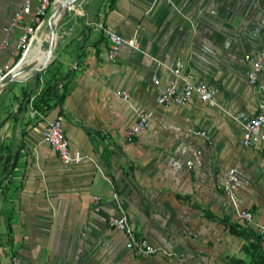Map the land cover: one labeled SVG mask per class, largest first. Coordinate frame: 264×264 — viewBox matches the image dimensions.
Masks as SVG:
<instances>
[{
  "label": "crops",
  "instance_id": "obj_1",
  "mask_svg": "<svg viewBox=\"0 0 264 264\" xmlns=\"http://www.w3.org/2000/svg\"><path fill=\"white\" fill-rule=\"evenodd\" d=\"M22 2L0 0V41L12 40L0 65L16 54L18 30L5 27ZM96 9L92 27L62 45L52 71L0 90V153L19 151L0 184V264H11L9 250L41 264H232L231 256L252 264L251 238L224 220L254 233L264 222V148L242 142L243 123L264 99V63L253 88L244 59L264 48V0H101ZM107 29L137 47L124 43L109 59ZM177 60L183 77L216 88V104L158 103ZM67 78L62 102L18 112L24 91L37 95L53 82L60 89ZM139 110L151 112L149 125L129 141ZM57 114L70 150L87 156L78 163L61 161L42 140ZM121 210L159 251L125 246L124 232L107 225ZM254 252L264 257V243Z\"/></svg>",
  "mask_w": 264,
  "mask_h": 264
},
{
  "label": "built area",
  "instance_id": "obj_2",
  "mask_svg": "<svg viewBox=\"0 0 264 264\" xmlns=\"http://www.w3.org/2000/svg\"><path fill=\"white\" fill-rule=\"evenodd\" d=\"M56 1L57 0H23L20 8L13 13L10 21L5 27L7 31L18 30L14 40V45L17 49L30 42L39 22L44 15L51 10ZM106 36L109 43L108 57L110 59H115L119 55L120 48L124 43L132 47H137V40L135 38L125 39L114 30L107 29ZM11 41L8 35L2 37L0 41V57L3 51L10 46ZM244 59L247 63L245 71L247 82L255 88L258 75L264 63V48L256 54L246 53ZM181 67V60H177L171 69L174 77L158 95V103L163 105H182L198 97L200 100L210 104H216V88L206 83L196 82L192 79L183 77L181 74ZM10 69L7 62L0 65V81ZM155 79L157 78L155 77ZM180 79L183 80L182 88H179ZM119 94L123 100L129 101L128 99L130 96L126 90H121ZM35 96L36 95H31L29 97L28 104L31 108ZM150 117V111L139 110L134 123L131 124L127 130L126 139L129 141L133 140L141 130L147 128ZM197 132L209 139V136L204 130H198ZM42 140L50 144L60 160L65 163H78L87 157L86 154L78 151L72 152L70 150L69 141L66 137L63 125V116L61 114H57L52 119L47 120L42 129ZM242 142L246 146L264 148V99L258 100L255 113L243 123ZM187 164L188 167L192 166L191 161H187ZM113 195L116 198L118 194L115 191ZM99 198V195H94V205L98 203ZM239 216L243 220L251 222L253 214L249 209H242L239 212ZM107 225L109 228L122 230L125 234V246L135 253L151 255L160 250L158 246L154 245L146 237L135 233L126 212L122 210L118 215H109L107 217ZM255 233L259 240L264 243V222L255 225ZM8 253L11 264H41L39 262L25 261L19 254L12 250H9Z\"/></svg>",
  "mask_w": 264,
  "mask_h": 264
},
{
  "label": "rangeland",
  "instance_id": "obj_3",
  "mask_svg": "<svg viewBox=\"0 0 264 264\" xmlns=\"http://www.w3.org/2000/svg\"><path fill=\"white\" fill-rule=\"evenodd\" d=\"M100 2L101 0H73L72 7L62 11V13L59 15L55 23V32L57 34V38L53 46L52 57L49 59L47 64L44 67H42L39 75L43 74L45 76L44 73L46 72V70L52 71L51 68H54L57 66L55 63L57 62V55L60 53L61 49L63 48L62 45L65 42L67 44L71 43L73 39H76L77 32L80 28L82 31H84L86 28L92 27L91 21L95 20L97 16L96 7ZM50 15L48 16L47 20H45V22L40 26V28L37 31V34L32 38L31 40L33 41L32 43L30 41L28 44L24 45L23 47L18 48V49L16 48L17 50L16 54L19 50L21 53L18 56L14 54L12 58L10 59V61L7 62L10 68H12V66H14L18 62V60L21 58L22 55H23L22 60L25 58V55L28 54L29 49L33 45H35L37 38L39 37L40 33L43 30L47 29L46 33H48L49 35V32H48L49 29L47 27V23H48V19ZM30 43H31V47L29 46ZM108 49H109V46H108ZM111 60H114V59H111ZM54 74L55 72H52L51 76L47 77V80L53 79ZM20 79H24V80L32 79V81L34 82L36 80V75H34V70L29 71V73L19 75L17 78H14L13 80L6 82L5 84L1 86L0 90L5 89L9 84H11L12 82L18 81ZM37 104L33 102V106L35 107L39 106ZM5 155H6L5 153H0L1 162H3V157Z\"/></svg>",
  "mask_w": 264,
  "mask_h": 264
},
{
  "label": "trees",
  "instance_id": "obj_4",
  "mask_svg": "<svg viewBox=\"0 0 264 264\" xmlns=\"http://www.w3.org/2000/svg\"><path fill=\"white\" fill-rule=\"evenodd\" d=\"M51 11V10H50ZM48 12L47 15L43 18V21L41 24H38L37 26V30L40 28V26L45 22V20H47L48 16L51 14V12ZM20 50L17 52L16 56H18L20 54ZM22 57V56H21ZM68 74L64 77H67ZM68 80L69 78H67V80L65 82H63L61 84V88L59 89L57 87V83L53 82V83H45V85H43V87L41 88L40 92L37 93V95L35 96L33 102L34 103H38L37 105H39L40 107L43 106L42 103H48V100L50 98H54L55 97V102L54 105L59 104L60 102H62L68 92ZM29 97L30 95L28 94L27 91L23 92V98L22 101L19 103L18 106V112H21L23 110L26 109V105L29 101ZM42 102V103H41ZM49 105V104H47ZM58 112H62V109L59 108ZM21 145H22V141H21ZM13 157H14V152H9L7 155H5L3 157V166L2 169L0 170V184L2 182V179L4 177L7 176L8 172H10L12 170V162H13ZM225 223H227L229 230L234 233L235 235L242 237L246 240H248L249 238H251V240H248L247 244H246V248H248V246L250 247L249 253L251 254V256L253 257V263L252 264H261L262 262L264 263V257L261 254L255 253L254 251H257V247L259 245V238L256 235V233H254L253 231V227L250 225H245V226H238L236 224L233 223H228L226 220H224ZM230 261L232 264H251L250 262L245 261L242 258L239 257H234L231 256Z\"/></svg>",
  "mask_w": 264,
  "mask_h": 264
},
{
  "label": "bare ground",
  "instance_id": "obj_5",
  "mask_svg": "<svg viewBox=\"0 0 264 264\" xmlns=\"http://www.w3.org/2000/svg\"><path fill=\"white\" fill-rule=\"evenodd\" d=\"M60 1V0H59ZM73 1V0H72ZM72 1H68L66 2L62 8L60 9L59 11V15L62 13V11L66 10V9H69L72 7ZM52 9V8H51ZM47 15V13L44 15V17ZM43 17V18H44ZM43 18L41 19V21L39 22V24L42 23L43 21ZM55 21L51 18V15L48 19V23H47V27H48V32H49V35L48 33H46L47 31H43L44 33L42 35H40L37 40H36V43L35 45H33L29 51H28V54H27V57L25 59L24 62L28 63L29 64V69H26V72L29 73V71H31L32 69H35L37 67H39L42 62L44 61V57H45V54H46V50L49 48V46L51 45V41H52V32H51V28L52 26L55 27ZM37 34V29L33 35V37ZM32 37V38H33ZM32 40V39H31ZM30 40V41H31ZM31 46V45H30ZM52 57V55H51ZM50 57V58H51ZM49 58V59H50ZM25 72V71H24ZM19 76V73L15 75V78H17Z\"/></svg>",
  "mask_w": 264,
  "mask_h": 264
},
{
  "label": "water",
  "instance_id": "obj_6",
  "mask_svg": "<svg viewBox=\"0 0 264 264\" xmlns=\"http://www.w3.org/2000/svg\"><path fill=\"white\" fill-rule=\"evenodd\" d=\"M68 1H72V0H60V1L57 0L55 2V4L53 5L52 10H51V18L55 22L57 21V19L59 17V11H60V9ZM51 32L53 34L52 35V41H51V45L46 50V54H45V57H44V61L42 62V64L39 67H37V68L34 69V75H36V79L39 77V73H40L42 67H44L47 64V62L49 61V58L52 55L53 46H54V44L56 42V38H57V34L55 32V27L54 26H52ZM22 57H23V55H22ZM22 57L18 60V62L14 66H12V68L10 70H8L5 73L4 77L0 81V88L6 82L13 80L15 78V75L16 74H18V73H20V72H22V71H24L26 69H29V64L28 63L21 62ZM18 156H19V151L18 150H15L14 157H13V165H15V163L17 162Z\"/></svg>",
  "mask_w": 264,
  "mask_h": 264
}]
</instances>
